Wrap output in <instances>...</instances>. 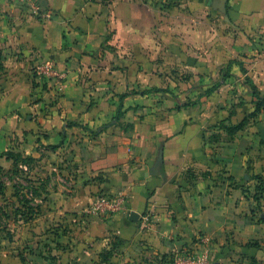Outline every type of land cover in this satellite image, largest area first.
<instances>
[{
    "label": "crops",
    "instance_id": "crops-1",
    "mask_svg": "<svg viewBox=\"0 0 264 264\" xmlns=\"http://www.w3.org/2000/svg\"><path fill=\"white\" fill-rule=\"evenodd\" d=\"M221 1L0 0V154L35 158V189L64 176V248L79 256L64 264H173L200 236L213 264H264V200L245 173L248 155L264 167L263 118L228 142L206 131L231 75L262 87L264 0ZM99 194L120 209L87 212Z\"/></svg>",
    "mask_w": 264,
    "mask_h": 264
},
{
    "label": "rangeland",
    "instance_id": "rangeland-1",
    "mask_svg": "<svg viewBox=\"0 0 264 264\" xmlns=\"http://www.w3.org/2000/svg\"><path fill=\"white\" fill-rule=\"evenodd\" d=\"M164 11L167 14L169 9L166 8ZM245 35L247 37L252 35L251 38H255L253 36L255 34L252 32L246 31ZM262 35L264 36V34ZM233 62H239L242 66L244 63L242 58H236L230 60L229 63H224V65L231 66ZM230 63L231 65H229ZM173 75L171 72L166 74L170 79ZM217 76L215 77L218 83L222 78L226 79L225 72ZM237 79L239 78L231 75L228 82L232 83L231 81L235 82ZM258 82L262 86L259 89L264 94V78L262 77ZM229 83H226L220 91L212 95L214 97L211 106L213 115L209 118L208 124L206 123V131L209 134L207 139L213 141L214 144L220 143V141L234 140L237 132L230 134L223 126L237 124L234 123V119L242 121L245 116L255 110L258 100L253 96L251 88L244 89L235 83ZM182 91L188 92L189 90ZM252 98L254 99L252 100ZM226 101H228L227 105H225ZM260 116L264 123V107L257 117ZM261 140L262 147H264V137ZM247 157L245 173L253 178L256 175V170L254 171L252 168L254 169V164L259 155H248ZM47 160L50 159L47 158ZM62 160H59L58 164L63 166L61 169L64 168ZM0 166V264H64V259L67 261L74 256H69L71 254L68 253V249L64 248V176L53 174L50 189L47 191L46 187H40L38 191H43L36 194L34 192L36 186L32 184L35 179L30 178L31 172H36L34 168L30 169V166L21 164L22 169L17 170L12 161L4 158L0 160ZM257 171V175H262L264 178V167H259ZM37 172L39 171L37 170ZM254 180V184H256L257 180ZM43 184L41 182L39 186H43ZM44 193H48L49 203L46 208H43L44 212L40 208L39 212L36 211L35 217H31L28 206L32 205L38 208ZM20 197H23L22 203L19 201ZM19 206L23 207L21 210L26 211L25 214L22 211H17ZM74 254H82V249L77 250V253L75 251ZM212 259L216 260L214 254Z\"/></svg>",
    "mask_w": 264,
    "mask_h": 264
},
{
    "label": "built area",
    "instance_id": "built-area-1",
    "mask_svg": "<svg viewBox=\"0 0 264 264\" xmlns=\"http://www.w3.org/2000/svg\"><path fill=\"white\" fill-rule=\"evenodd\" d=\"M22 2H29L30 0H20ZM38 70L43 75H51L54 73L53 66L42 67L39 66ZM61 75V74H60ZM62 77V76H61ZM62 82H59L58 87V96L62 93L64 89ZM120 209L119 201L110 195L107 194H99L95 200L93 205L89 208L87 212L89 213H115ZM144 227H146L150 221V213L146 214L143 219ZM212 240L208 236H200L198 238V246L197 247H189L182 249L181 251H176L172 257L173 264H213V259L211 256V248H212Z\"/></svg>",
    "mask_w": 264,
    "mask_h": 264
},
{
    "label": "trees",
    "instance_id": "trees-1",
    "mask_svg": "<svg viewBox=\"0 0 264 264\" xmlns=\"http://www.w3.org/2000/svg\"><path fill=\"white\" fill-rule=\"evenodd\" d=\"M231 65V63H230ZM4 69V65L0 59V77H1V72ZM245 71V70H244ZM252 89V93L253 96L256 97L258 100L256 102V108L253 112H251L249 115L245 116L244 119L233 125V126H229L228 124L224 125V129L227 130L230 134H234L242 129H244L250 122L251 118L253 117H257L258 114H260L261 109L264 107V94L261 93L260 89L258 88V86L256 84H254L253 81L248 80ZM217 88H211L209 90H207L206 93L211 94L212 92H214ZM156 91H160L161 89H155ZM166 91V90H165ZM127 95L124 94L121 96V98L123 99V97H125ZM121 115V109L118 112V116L116 118H119ZM58 148L57 145H51L49 146L50 150H56ZM5 157L8 161H12L14 167H16L17 170H21L22 167L20 166L21 164H25L30 166L29 168L31 169L32 164L34 163V161L36 160L35 158L31 157V156H24L21 153L15 152L13 150H7L5 152H2L0 154V158ZM1 167V166H0ZM252 179H256L257 180V185L255 187V194H254V198L256 201H258L259 203L261 202V198L264 199V178L262 177V175H254ZM34 192H36V194H40L38 189H35ZM19 201L22 203L23 201V197L19 198ZM26 201V200H25ZM21 208H23L22 206L17 207V211H22V213H26V211L21 210ZM29 209V213H31V217H35V213L36 211H40V205H38L37 207H33L32 205L28 206ZM252 244L249 243L248 245L250 246ZM108 256L105 257V259H107ZM253 262L256 263V261L253 259Z\"/></svg>",
    "mask_w": 264,
    "mask_h": 264
},
{
    "label": "water",
    "instance_id": "water-1",
    "mask_svg": "<svg viewBox=\"0 0 264 264\" xmlns=\"http://www.w3.org/2000/svg\"><path fill=\"white\" fill-rule=\"evenodd\" d=\"M226 1L227 0H222L221 2H220V9L221 10H223V11H226V7H225V5H226ZM163 150H164V148L162 147L161 148V151H160V162H159V165L160 166H162V162H163ZM132 220H138L139 219V214L138 213H136V212H133L132 214H131V217H130ZM216 264H219V262H216Z\"/></svg>",
    "mask_w": 264,
    "mask_h": 264
}]
</instances>
